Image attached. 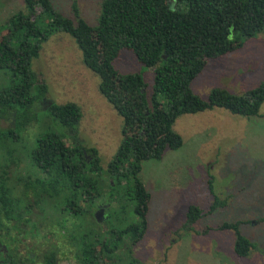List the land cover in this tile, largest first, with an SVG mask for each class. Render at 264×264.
I'll use <instances>...</instances> for the list:
<instances>
[{"label":"trees","instance_id":"obj_1","mask_svg":"<svg viewBox=\"0 0 264 264\" xmlns=\"http://www.w3.org/2000/svg\"><path fill=\"white\" fill-rule=\"evenodd\" d=\"M73 10L75 18L57 12L51 0H24V10L7 19L0 31V71L8 77V84L0 88V115L10 108L17 130L31 124L34 105L47 95L45 83L38 81L32 69V60L55 32L72 37L83 64L99 78V93L122 118V138L103 169L96 149L77 139L80 106L50 102L46 112L69 130L72 142L54 131L36 138L30 161L44 175L31 183L34 199L26 202V210L41 205L45 197L63 196L62 209L75 219H84L107 192L106 204L121 206L120 211L131 212L134 219L123 225L106 224L103 231L89 227L87 231L68 233V241L77 246L76 262L122 264L125 257L137 263L133 249L146 232L150 199L139 176L142 162L159 160L166 149L181 146V137L172 129L176 118L214 107L246 117L259 115L264 80L242 94L214 88L206 99L192 91L191 82L211 59L264 34V0H102L95 25L86 22L75 5ZM44 15L48 19L42 24ZM122 50L130 51L152 71L151 92L143 72L121 73L114 67ZM3 133L0 129V136ZM208 186L213 203L207 211L188 207L183 228H192L203 214L226 204L214 194L211 180ZM11 204L1 195L0 211L3 208L9 213L6 207ZM3 218L8 217L0 216V232ZM257 221H264V214ZM241 223L244 221L223 222L218 228L233 231L234 253L246 257L254 243L241 233ZM55 253L49 250L42 264H57ZM0 264L24 263L4 259Z\"/></svg>","mask_w":264,"mask_h":264},{"label":"rangeland","instance_id":"obj_2","mask_svg":"<svg viewBox=\"0 0 264 264\" xmlns=\"http://www.w3.org/2000/svg\"><path fill=\"white\" fill-rule=\"evenodd\" d=\"M101 1L51 0L57 12L71 18H75V5L79 15L90 25L97 23ZM19 10H24V0H0V31L5 28L7 19ZM47 19L44 15L41 23H46ZM113 64L121 73L143 72L148 92H151L152 71L139 63L130 51L122 50ZM32 69L38 81L47 87L46 99L80 106L82 115L76 127L77 139L96 149L104 169L120 144L123 122L99 93V78L83 64L72 37L64 32L52 34L42 44L38 57L32 60ZM263 80L264 34H259L233 52L208 61L192 80L191 89L206 99L214 88L242 94ZM7 84V75L0 71V88ZM47 106L48 103H44L33 107L35 118L24 131L12 129L20 135L17 138L9 136L4 141L0 136V149L1 146L14 148L23 168L29 169L30 151L42 133L58 132L72 142L69 130L46 112ZM172 129L181 137V146L166 149L159 160L142 162L139 176L150 194L147 228L133 249L132 256L138 262L132 263L124 257L122 264H264V221H257L264 214V101L256 116H241L214 107L181 114ZM28 172L33 173L34 169ZM209 180L214 194L226 200V204L210 214H203L192 228H183L188 207L194 205L207 211L213 203ZM106 198L108 193L104 192L84 219H75L62 209L63 196L45 197L41 205L32 206L35 209L29 212V221L19 238L23 237L22 242L34 247L28 246V251L22 253L23 258L29 251L33 254L24 264H42L49 250L56 252L57 264H77V246L68 241V233L87 231L89 227L103 231L106 224L123 225L134 219L131 212L120 211L121 206L106 204ZM106 214L109 217L106 218ZM236 220L244 221L239 229L254 243L246 257L235 255L233 231L218 228L223 222ZM0 233L4 237L2 230ZM4 244L9 249L7 243Z\"/></svg>","mask_w":264,"mask_h":264},{"label":"flooded vegetation","instance_id":"obj_3","mask_svg":"<svg viewBox=\"0 0 264 264\" xmlns=\"http://www.w3.org/2000/svg\"><path fill=\"white\" fill-rule=\"evenodd\" d=\"M41 103L49 104L50 101L44 98L43 101L37 102L38 105ZM9 109L10 108H7V110L0 115V129L5 131V133L2 134L4 141L8 139L9 136L13 138L20 136L11 129L12 127L14 128V114L13 111ZM10 114L13 115V118ZM19 131L22 132L24 129L22 128ZM4 141L1 142L4 143ZM3 147L4 146H1L0 149V187L2 188L0 197L4 194L12 201V204L6 207L9 209V213L6 214L7 211L3 208L0 211L2 217H8L3 218L4 227H2V231L5 235L0 238V256H2L0 261L7 259L8 261L11 260L16 263H24L26 258L22 257V253L30 246V243L22 242L24 241L23 237L21 239L19 238L24 233V227L29 221V212L35 209L34 207V209L31 208L26 210L25 200H28L29 197L31 198L28 202L34 199V186H32L31 183L35 182L36 177L44 174L32 163L29 164V169H34V172H28L29 169L23 168L20 157L16 156L15 149H3ZM83 152L85 155V151ZM86 156L87 160H89V154H86ZM17 190H19V192ZM19 217H21V220H17ZM4 242L7 243L9 249L6 248ZM30 247L34 248L32 246ZM27 251L28 249L26 252ZM28 256L33 258V254L30 253V251Z\"/></svg>","mask_w":264,"mask_h":264},{"label":"water","instance_id":"obj_4","mask_svg":"<svg viewBox=\"0 0 264 264\" xmlns=\"http://www.w3.org/2000/svg\"><path fill=\"white\" fill-rule=\"evenodd\" d=\"M96 219L99 221V217H98V214H96Z\"/></svg>","mask_w":264,"mask_h":264}]
</instances>
